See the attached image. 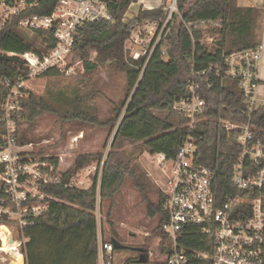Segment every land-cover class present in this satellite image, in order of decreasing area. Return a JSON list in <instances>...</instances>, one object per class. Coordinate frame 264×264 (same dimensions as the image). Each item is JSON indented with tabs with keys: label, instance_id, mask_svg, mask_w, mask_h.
<instances>
[{
	"label": "built area",
	"instance_id": "built-area-1",
	"mask_svg": "<svg viewBox=\"0 0 264 264\" xmlns=\"http://www.w3.org/2000/svg\"><path fill=\"white\" fill-rule=\"evenodd\" d=\"M120 1L0 0V37L25 34L34 38L37 33H44L36 38L35 47L23 53L0 49L1 59L29 69L16 82L8 78L0 81L8 88L0 116V217L7 215L22 225L32 224L24 215L31 211L38 216L50 209L54 188L62 184L52 157L36 154L33 142L18 141L17 120L26 82L52 68L62 74H75L78 64L68 58L80 30L89 23L115 21ZM258 2L263 9L260 42L249 49L224 54L222 64L198 69L192 62V77L186 84L188 94L173 103V112L180 119L176 118L170 130V153L153 152L154 160L166 172L163 209L167 218L163 231L169 243L160 252L163 257L151 264H264V142L254 134L252 122L253 112L264 106V99L259 98L264 60V0ZM134 5L138 8L127 17ZM128 6L123 16V21L130 24L124 44L126 56L142 60L144 67L156 51L165 59L172 24L183 20L179 0H130ZM153 10H162V14L137 20L141 12ZM44 38L55 44L43 48ZM200 42L211 47L205 39ZM78 63L83 67L81 61ZM225 78L235 80L242 92L244 106L237 115L244 120L207 114L205 91L215 89L217 84L222 90ZM208 120L218 130L217 153L212 162L205 163L201 150L205 134L210 132ZM224 132L234 136L240 149L230 178L232 192L222 191L220 185L219 149ZM189 226L207 235L197 242L203 248L181 242ZM114 248L113 242L106 244L104 251L108 256H104L103 264H113Z\"/></svg>",
	"mask_w": 264,
	"mask_h": 264
},
{
	"label": "trees",
	"instance_id": "trees-1",
	"mask_svg": "<svg viewBox=\"0 0 264 264\" xmlns=\"http://www.w3.org/2000/svg\"><path fill=\"white\" fill-rule=\"evenodd\" d=\"M130 0H121L116 10L115 21H100L89 23L80 30L76 37V44L73 52L80 58L84 66V73H92L102 66L110 65L125 72L128 83V94L114 108V115L105 121H100L97 114V107L94 104L98 95L94 90V83L87 78L85 85H74L69 91L63 89H52L46 86L43 94L35 93L29 88H23L26 95L21 98V111L17 120L18 141L30 143L35 140L33 135L34 125L42 120L46 114H55L62 124L70 120H80L98 125H109L111 131H115L110 151L102 168L100 183L98 176L95 177L92 185L88 188L76 186L65 187L69 184L77 170L88 166L92 161H101L102 156L88 153L80 154L74 164L66 171L59 170V157L51 156L56 164L55 173L61 175L62 184L55 188L66 190L79 199L87 215L77 219L69 226H54L51 223V216L48 211L33 215L31 211L24 215L29 221H33V227L47 225L57 227L59 234L70 227L78 224L96 222L95 212L97 210V198L100 196L101 205L110 200L114 202L115 196L122 190V184L127 179L132 180L135 188H139L143 195V201L148 204V213L151 217L158 216L159 224L155 231L162 234L163 225L167 215L163 209L164 194L158 191V196L151 200L150 180L146 172L139 166L137 160L142 153L147 151H158L156 147L150 148L146 143L131 149H126L129 144H136L138 141L135 121L142 112L149 117L152 115L167 114L166 122L180 119L173 112L174 101L188 94L187 81L192 77L190 64L200 69L210 65L222 64L224 54L230 55L233 52L249 49L256 46L261 39L259 23L261 21L260 8L243 7L236 3V0H179L180 12L183 20L177 29L172 30L169 39L168 54L165 60L158 51L154 53L149 63L144 67L142 60L132 59L126 56L124 44L130 24L123 21V16L129 8ZM162 14V10L141 12L137 20L156 18ZM218 35L215 45L206 48L200 39L207 33ZM44 33H37L34 38L25 34L4 35L0 37V49L5 51L23 53L35 47V40ZM55 44L52 39H45L43 48L49 49ZM29 69L20 63L0 58V81L8 78L13 82L19 77L27 75ZM56 68L42 73L49 79L60 76ZM86 75L83 76V79ZM89 79V80H88ZM8 94V88L0 82V116L2 115L1 105ZM205 96L209 106L207 114L213 118L223 115L227 118L235 117L244 120L243 116L237 115L244 106L242 92H240L235 80L225 78V87L221 90L218 86L213 90H206ZM222 96V101L220 98ZM177 116V117H176ZM210 122V120H208ZM253 132L264 142V106L257 108L252 114ZM205 124H208L205 122ZM27 126V127H25ZM210 132L205 134L203 141L202 155H205L204 162L210 163L216 158L217 132L216 124L210 122ZM216 128V129H215ZM3 132V128H0ZM220 152V185L222 191L232 192L230 182L233 174V166L238 158L239 146L235 143L234 136L221 133ZM41 138L38 137L37 139ZM44 150L38 148L36 154H42ZM167 153L170 151L167 150ZM149 190V192L147 191ZM30 203L25 201V204ZM0 224L19 225L18 221L10 220L7 215L0 217ZM116 234V232H114ZM113 234V235H114ZM163 235V234H162ZM185 238L181 242L187 245L203 248L197 242L205 240L203 235L194 226L186 227ZM19 241L22 242L21 239ZM1 242V241H0ZM107 243V241L105 242ZM21 246V245H20ZM97 248V238L94 237L90 249ZM206 248V247H205ZM22 249V248H21ZM164 250V246L162 247ZM22 252V251H21Z\"/></svg>",
	"mask_w": 264,
	"mask_h": 264
},
{
	"label": "rangeland",
	"instance_id": "rangeland-1",
	"mask_svg": "<svg viewBox=\"0 0 264 264\" xmlns=\"http://www.w3.org/2000/svg\"><path fill=\"white\" fill-rule=\"evenodd\" d=\"M236 3L243 7L252 6L260 8L261 21L259 29L261 30L263 9L259 6L258 0H236ZM137 8L138 6L134 5L133 9L126 16L131 17ZM179 25L180 22L175 21L172 24L171 30L177 29ZM211 33L213 32L207 33L202 39H205L212 47L215 45L218 35L216 34L215 36ZM168 48L169 42H167V51ZM168 58L169 54L165 56V60ZM68 61H72L73 64L77 62L75 74L60 73V76L52 77V79L45 76H36L29 79L25 87L38 94H43L46 86H49L50 89L54 87L55 89L69 91L74 85L83 87L87 78H89L93 81V88L98 94L94 100V104L97 107L95 114H97L100 121H105L112 117L115 113L114 108L128 94V83L125 72L106 65L92 73H84V66L82 67L78 63L81 60L75 52L70 54ZM85 75L86 78L83 79ZM260 88L259 98L264 99V82ZM44 116L42 120H38V123L34 125L33 135L36 136L35 140H33L34 150L37 151L38 148H42L44 150L42 154L50 157L54 155L59 157L60 171L68 170L80 154L87 155L88 153H92L102 156L101 161H92L88 166L77 170L68 187L76 186L86 189L92 185L96 176H98V182L100 183L102 168L110 151L115 131H111L109 125L101 126L89 122H81L80 120H70V122L62 124L55 114H46ZM166 118L167 114H154L152 117H149L146 112H142L135 121L138 141L136 144L126 145L125 148L131 149L146 143L150 148L156 147L159 151L167 153L169 149L167 145L170 138H172L170 130L174 124L172 122L168 124L165 121ZM40 136L41 138L37 139ZM76 137L77 139H75ZM153 152L145 150L139 156L137 163L146 172L147 178L150 180V187L152 186L150 197L151 200L155 201L158 191L162 190L163 193V190L166 188V172L162 169L163 166H160L154 160ZM132 183L130 178H127L123 182L122 190L115 196L112 205H110L111 201L107 200L102 206L101 198L98 196L95 223L78 224L67 229L71 230V232H78L81 226L86 228L84 234L87 233L90 240L86 242L82 240V244H78L76 247L63 246L58 248L57 237L67 230L59 234L57 227L40 225L44 231L52 235L51 241L56 244L53 249L50 246L42 254L40 246L34 240L37 232L36 228L40 226L33 227V223L22 225L20 222H18L19 225L3 224L6 237L13 240L14 245L11 248L8 246L9 250L7 252L0 250V264H18L20 261H23V264H40L41 261L44 264H67L65 263V259L81 258V260H84L89 257L93 258L94 264H103L104 256L106 258L108 256L104 251V247L107 243L113 242L114 238L122 244L134 248H143V250L139 252L135 249L127 248L122 250L114 248L113 264H139L137 260L141 252L147 254L148 261L140 264H151L161 259L163 257L160 253L162 247L169 243V240L164 236V231L163 235L155 231L160 220L158 216L151 217L149 215L148 204L143 201V195L139 188H135ZM147 191L149 192V190ZM50 204L51 208L46 211L50 213L51 223L54 226L72 225L77 219L88 213L79 199L71 195L70 192L58 188H54L53 199L50 200ZM13 218L17 217L13 216ZM57 221L61 223L73 222L69 225H59L56 223ZM94 237L97 238V248L89 251ZM78 238H81V236H78ZM106 241L107 243H105ZM2 244L1 241L0 246ZM12 247L15 248L13 249ZM62 248H64V251L59 250Z\"/></svg>",
	"mask_w": 264,
	"mask_h": 264
},
{
	"label": "crops",
	"instance_id": "crops-1",
	"mask_svg": "<svg viewBox=\"0 0 264 264\" xmlns=\"http://www.w3.org/2000/svg\"><path fill=\"white\" fill-rule=\"evenodd\" d=\"M262 68H263V63H262ZM264 68L262 69V81H261V87H262V83L264 82L263 78H264ZM261 89V88H260ZM55 220H58V219H55ZM74 221V220H73ZM72 221V222H73ZM72 222H68V223H61L60 221H57L56 223L57 224H61V225H69L71 224ZM73 224V223H72ZM83 228V229H81ZM81 228H79V231L78 232H71V230H67L65 231L63 234L59 235L57 238H58V242H57V245H58V248L60 247H66V246H71V247H76L78 246V244H82V240H84V242L90 240L89 239V235L86 233L84 234V230L86 229L84 226ZM37 232L35 234V238L34 240L36 244H38V246H40V249H41V253L44 254V251L47 250L48 248H50V246L52 247V249L54 248V246H56V244L54 242L51 241V238L52 235L47 232V231H44L42 229V226L36 228ZM78 236H81V238H78ZM93 237V236H92ZM59 250H62L64 251V248L62 249H59ZM22 256V254H21ZM23 257V256H22ZM23 260H24V257H23ZM42 262V261H41ZM40 264H44V262H42ZM19 263H22L23 264V261H20ZM65 263L67 264H94V260L92 257H89V258H85L84 260H81V258H73V259H65Z\"/></svg>",
	"mask_w": 264,
	"mask_h": 264
},
{
	"label": "water",
	"instance_id": "water-1",
	"mask_svg": "<svg viewBox=\"0 0 264 264\" xmlns=\"http://www.w3.org/2000/svg\"><path fill=\"white\" fill-rule=\"evenodd\" d=\"M113 243H114V245H115V248H117V249H135V250H137V251H142L143 250V248H134V247H130V246H128V245H125V244H122V243H120L118 240H116L115 238L113 239ZM141 255H140V257H139V259L137 260V263H145V262H147L148 261V256H147V254L146 253H144V252H141L140 253ZM128 264V263H127Z\"/></svg>",
	"mask_w": 264,
	"mask_h": 264
},
{
	"label": "bare ground",
	"instance_id": "bare-ground-1",
	"mask_svg": "<svg viewBox=\"0 0 264 264\" xmlns=\"http://www.w3.org/2000/svg\"><path fill=\"white\" fill-rule=\"evenodd\" d=\"M3 227H4V225L0 224V241H2V243H3L2 246H0V250L7 252V250H9V248H7V247L10 246V248H11V246L14 245V243H13L14 241L10 240L8 237H6V234H5L4 230H3ZM12 248L14 249L15 247H12ZM18 264H20V263H18Z\"/></svg>",
	"mask_w": 264,
	"mask_h": 264
}]
</instances>
